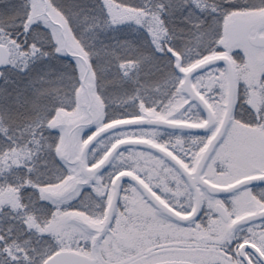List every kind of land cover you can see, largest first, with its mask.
Listing matches in <instances>:
<instances>
[{"label":"snow or ice","instance_id":"obj_1","mask_svg":"<svg viewBox=\"0 0 264 264\" xmlns=\"http://www.w3.org/2000/svg\"><path fill=\"white\" fill-rule=\"evenodd\" d=\"M0 264H264V0H0Z\"/></svg>","mask_w":264,"mask_h":264}]
</instances>
